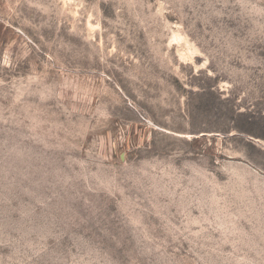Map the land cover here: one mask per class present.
Here are the masks:
<instances>
[{"label":"rangeland","instance_id":"obj_1","mask_svg":"<svg viewBox=\"0 0 264 264\" xmlns=\"http://www.w3.org/2000/svg\"><path fill=\"white\" fill-rule=\"evenodd\" d=\"M0 264H264V0H0Z\"/></svg>","mask_w":264,"mask_h":264}]
</instances>
